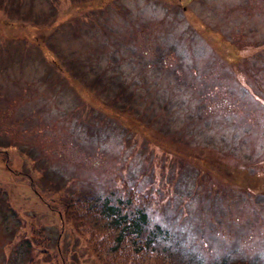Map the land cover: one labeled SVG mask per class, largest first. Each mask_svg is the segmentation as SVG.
Here are the masks:
<instances>
[{"label": "rangeland", "instance_id": "obj_1", "mask_svg": "<svg viewBox=\"0 0 264 264\" xmlns=\"http://www.w3.org/2000/svg\"><path fill=\"white\" fill-rule=\"evenodd\" d=\"M129 195L135 253L65 214ZM224 257L264 264V0H0V264Z\"/></svg>", "mask_w": 264, "mask_h": 264}, {"label": "trees", "instance_id": "obj_2", "mask_svg": "<svg viewBox=\"0 0 264 264\" xmlns=\"http://www.w3.org/2000/svg\"><path fill=\"white\" fill-rule=\"evenodd\" d=\"M97 79H99L97 75ZM128 96V93L126 94ZM131 199L117 198L116 203L108 202L107 198H103L101 201H97L95 197H81L80 199H74L72 202L76 205L82 206L83 211L74 213L69 206L65 207V214L71 220H77L78 217L83 219L84 217L90 218L97 224L98 222L105 223L109 229H114L115 234L112 236L113 247L124 244V247L130 245L134 247V253L140 251L141 244L149 248L148 244L152 242L153 232L152 230L145 231L146 214L144 210L137 208L128 209L130 204L127 202ZM120 200L119 202H117ZM69 204L68 201L65 203ZM127 205V206H125ZM78 216V217H77ZM156 230H154L155 232ZM145 232H149L148 235ZM145 239H141L144 238ZM140 239V240H139ZM133 241L136 243H133ZM146 250V249H142ZM151 250V249H150ZM149 251V250H148ZM228 261L221 259L218 264H226Z\"/></svg>", "mask_w": 264, "mask_h": 264}]
</instances>
